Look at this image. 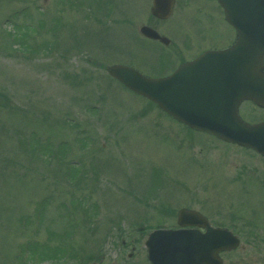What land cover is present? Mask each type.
<instances>
[{"label": "rangeland", "instance_id": "1", "mask_svg": "<svg viewBox=\"0 0 264 264\" xmlns=\"http://www.w3.org/2000/svg\"><path fill=\"white\" fill-rule=\"evenodd\" d=\"M181 3L159 21L152 0H0V264H89L98 244L102 264H150L143 244L130 258L132 245L118 248L115 233L145 225L146 239L182 207L238 224L242 245L225 264H264V231L248 232L255 211L264 226V191L230 181L264 161L172 120L106 69L157 73L171 48L140 27L173 39L171 26L198 20ZM58 249L61 260L41 259Z\"/></svg>", "mask_w": 264, "mask_h": 264}, {"label": "water", "instance_id": "2", "mask_svg": "<svg viewBox=\"0 0 264 264\" xmlns=\"http://www.w3.org/2000/svg\"><path fill=\"white\" fill-rule=\"evenodd\" d=\"M174 2L154 0L151 11L155 16L168 18ZM256 20L264 21V17L257 15ZM257 29L264 32V27ZM141 32L148 38L169 43L151 27L143 26ZM257 36L264 42V33ZM263 60L264 43L249 46L238 41L226 50L208 51L164 78H147L122 65L110 67L109 72L190 127L264 155V123L248 124L238 114V106L244 99L264 108ZM206 76L219 78L220 82H208ZM179 222L203 225L207 232L154 231L146 243L152 264H224L220 253L240 245L237 236L228 230L212 228L197 211L182 209Z\"/></svg>", "mask_w": 264, "mask_h": 264}, {"label": "flooded vegetation", "instance_id": "3", "mask_svg": "<svg viewBox=\"0 0 264 264\" xmlns=\"http://www.w3.org/2000/svg\"><path fill=\"white\" fill-rule=\"evenodd\" d=\"M180 1L182 2L181 4H184L185 8L188 11L195 10L198 20L194 22H186L188 23V27L186 25L179 28H176L174 26L170 27L169 33L172 34L173 39L169 37L170 44L167 47L171 48L170 50L171 60L170 59L167 60V64L165 66L164 65L161 66L160 63H156V69L159 67V71L157 72V74L160 72H168L167 74H170L183 63L193 60L200 53L205 51L202 50L197 54L196 53L193 54L192 50L194 48L193 47L194 42L197 43L201 40L203 41V44L211 43L212 45L221 46L217 48H208L206 50L226 48L228 46L233 45L237 41L239 37V32L237 30V27L248 29L251 28L252 25L257 24L245 20L247 19L246 16H240L238 19L241 20L236 21V24H231L226 17V11L238 13L241 15L251 12L257 0H223V2H221L220 0H180ZM177 5H178V0H176L175 9ZM259 5H260L259 6L260 11L262 12V10H264V8L262 9V5H264V0H259ZM214 15L217 17H214ZM160 32L162 34H165L162 31ZM246 33L252 34L251 31ZM176 42H178V44ZM156 43L162 47V44L160 42H156ZM245 43L256 44L257 41L255 39H250V40H246ZM191 52L192 54H189ZM188 54L191 56L187 57ZM245 106L247 107L245 109V113L243 114L242 109ZM239 110L242 118L250 123H259L264 121V115L261 114L264 112V109L258 108L251 101L242 102ZM171 119L177 121L174 118ZM251 151H253L255 155H257L256 158L259 157L264 161V156L260 155L254 150ZM241 170L242 171L240 172H235L236 175H234L230 179L232 183L238 182V184L240 183L245 188H247L248 185L247 183H253L255 186H257L258 188L264 191V165H254L251 168L248 169L242 168ZM220 180H222L223 183L228 182L229 184L227 185H230V182L227 179V175L225 173H221ZM199 211L202 212L208 218L212 226L218 228H226L228 230H231L234 234L238 233L237 229L239 228L237 223L235 224V226L226 223H220L219 221L215 220L213 217L207 215L204 211L201 210ZM257 216L258 214L255 211L254 218L249 222L250 230L248 232L251 233V236L255 238L256 237L263 238L262 236L263 234H261L260 231L258 230H262L263 232L264 226L259 227V225L256 223ZM160 227L166 229H181L182 227H180V225L178 224V213L176 215V223L166 226H160ZM185 228L187 230H190L196 227L189 226ZM199 229L201 232L206 231V229L203 227ZM117 231H118L117 234L114 232L115 233L114 236L115 238L119 239L118 248L119 247L124 248L132 245L131 247L133 252L129 254L130 258H132L134 255V250H136L137 247L136 244L139 245L143 244V247L146 248V239H143L145 229L141 228V230L138 229V230H129V231H122L118 229ZM134 234H139L141 235V237H137V236L134 237ZM106 260H108V257L104 252L99 257V261L97 262V264L105 263ZM114 261L112 262V264H116V259Z\"/></svg>", "mask_w": 264, "mask_h": 264}, {"label": "trees", "instance_id": "4", "mask_svg": "<svg viewBox=\"0 0 264 264\" xmlns=\"http://www.w3.org/2000/svg\"><path fill=\"white\" fill-rule=\"evenodd\" d=\"M28 249L31 251L30 247ZM41 256H40L41 259H51L53 261H59L61 260V257H62L60 253V249L56 250L55 252L42 253Z\"/></svg>", "mask_w": 264, "mask_h": 264}]
</instances>
